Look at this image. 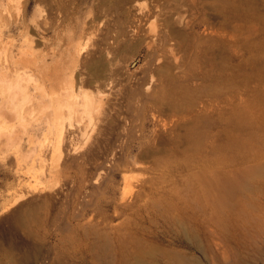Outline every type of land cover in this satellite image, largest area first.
Wrapping results in <instances>:
<instances>
[{"label": "rangeland", "instance_id": "rangeland-1", "mask_svg": "<svg viewBox=\"0 0 264 264\" xmlns=\"http://www.w3.org/2000/svg\"><path fill=\"white\" fill-rule=\"evenodd\" d=\"M10 1L0 0V58L7 51L17 55L24 35L34 38L31 50L24 47L28 57L39 49L63 53L67 74L52 71L51 62L54 89L64 85V73L69 84L75 78L74 93L92 92L106 117L102 124L93 111L88 122L85 112H75L72 126L64 120L69 131L60 142L54 124L38 129L33 120L22 125L15 117L9 123L0 118V264H264V0H226L227 6L196 0L199 11L182 9L208 38L219 36L203 23L229 32L237 24L242 34L247 29L214 44L217 62L203 57L186 71L198 74L200 64L210 78L176 82L191 88L195 102V110L183 115L168 108V84L158 72L168 56L182 62L185 48L151 43L164 30L149 9L156 0ZM20 21L29 26L16 27ZM98 62L113 65L114 78L127 82L120 85L125 93L85 79L79 86L78 77ZM22 73L37 70L27 65L10 71ZM91 126L97 142L83 159ZM204 178L228 190L216 192Z\"/></svg>", "mask_w": 264, "mask_h": 264}, {"label": "bare ground", "instance_id": "bare-ground-1", "mask_svg": "<svg viewBox=\"0 0 264 264\" xmlns=\"http://www.w3.org/2000/svg\"><path fill=\"white\" fill-rule=\"evenodd\" d=\"M2 1V0H1ZM132 0H120V4H125V3H129L131 2ZM157 3L155 5H153L152 8H149L150 10H153V12H156L157 15H159L162 19V23H161V27L163 26L164 30L161 29L158 30V34L156 32V30L154 31V33L156 34V37L155 38H152L150 41L151 43H155V42H165L166 44L170 45L172 44V48H173V45H174V48L175 49H178L179 51L181 49H184V50H181V52H185V55H183V57L181 56V58H183V60L179 58V61L182 60V62H178V60L174 59L173 57L174 56H168L166 58V61H165V64L164 65H161L160 66V69H159V72L158 74H160V77L162 80H164V82L166 83V85L168 84V86H165L164 87V91H165V94L167 95V105L169 106L168 108H170L172 110V113L175 115L177 113H180L183 115V111L186 112V108L187 109H190L191 107L195 108L194 105H195V102H194V99L191 97V88H186V85L184 89L180 88L179 85L178 86H175L176 82L180 81V80H200V78L204 79L207 75H208V72L206 71V68L203 67V65H198L200 66L199 68H201V72H199L198 74H190V75H187L188 73H186V71L188 72L189 71V68L196 64H198L197 62H202V58L204 57L208 63H213L214 60L216 61V58L218 56L217 52H216V48H215V45L214 44H217V42L220 40V42H223V41H226V40H233V39H237L239 33L242 34L240 31H242V26L240 25H235L234 27V30L233 32H229L225 29H219V28H216L210 24H206V23H203L204 26V30L205 29H210L212 30V33L216 32L219 36V38H215V37H205V36H202L201 34L198 33L197 29L195 28V20L194 19H191V18H187L185 17V15L183 14L182 12V9H184V7H187L188 9L192 10V11H199V5L198 3L196 2V0H156ZM221 1V5L222 3H224L226 6H227V1L226 0H219ZM5 2V1H4ZM7 2V1H6ZM13 2V0H12ZM10 1V3H12ZM7 8H9V6L13 7V4L10 5L9 2H7ZM169 4V8H168V11H164V5L165 4ZM28 4V3H27ZM131 4V3H130ZM0 5H3V3L1 2ZM25 5V3H24ZM132 5V4H131ZM5 7V5H3ZM23 6V5H21ZM223 6V5H222ZM128 7V5H127ZM133 7V6H131ZM131 7L129 6V10L131 9ZM1 8V7H0ZM22 8V7H21ZM2 9V8H1ZM9 9H13V8H9ZM28 9V8H27ZM186 9V8H185ZM3 10L5 11V9L3 8ZM8 10V9H7ZM15 10V9H14ZM187 10V9H186ZM12 11V10H11ZM16 11V10H15ZM14 11V12H15ZM1 12V11H0ZM23 12V11H22ZM19 11V15L20 13H22ZM26 12V11H25ZM129 12V11H128ZM3 13V12H2ZM13 14V12H11ZM10 13V15H11ZM17 13V11L15 12V14ZM24 13V12H23ZM130 13V12H129ZM199 13V12H198ZM5 15V14H3ZM7 15V14H6ZM18 15V13H17ZM163 15V17H162ZM9 16V15H8ZM165 16V17H164ZM18 17V16H17ZM232 17V16H231ZM159 18V17H158ZM16 19V17H15ZM20 20V19H19ZM21 22V21H20ZM139 22V21H138ZM202 24V22H201ZM17 26L16 27H24L23 26V23H19V24H16ZM28 25V24H26ZM25 25V27H26ZM153 25V24H152ZM29 26V25H28ZM248 26V25H247ZM24 27V28H25ZM135 27V26H134ZM203 27V25H202ZM244 27V26H243ZM136 28V31H137V27ZM245 29L247 27H244ZM158 29V28H157ZM209 30V31H210ZM247 30V29H246ZM246 30H245V34H246ZM150 31V30H149ZM244 31V30H243ZM250 31H251V28H250ZM249 31V33H250ZM254 31V29H253ZM252 31V32H253ZM148 32V31H147ZM248 32V31H247ZM149 33V32H148ZM146 33V34H148ZM211 34V32H209ZM215 33V34H216ZM154 34V36H155ZM244 34V33H243ZM242 34V35H243ZM244 34V35H245ZM42 35V34H41ZM87 35V34H86ZM89 35V34H88ZM124 35L122 32L119 33V37ZM250 35V34H248ZM43 36V35H42ZM95 36V35H94ZM10 37V36H8ZM13 36H11L12 38ZM44 37V36H43ZM247 37V36H246ZM14 38V37H13ZM86 38V37H85ZM88 39V37H87ZM7 40V39H6ZM89 40V39H88ZM9 43H12V40L9 38L7 40ZM7 41H5L7 43ZM90 41V40H89ZM93 41V40H92ZM149 41V42H150ZM33 42H34V38L33 37H30L29 35H24V37L22 38V41L20 43V47L18 48V51L19 53L17 55H14V56H11L10 54H8L7 52L5 53L4 55V58H0L2 63L1 64H4L5 66V71L0 69V118H3L5 123H9L11 122L10 120L12 119V117H15V118H18V122L22 125H25V122L27 121H36V125L38 126V129H41L42 126L44 125V123H47L48 126L50 125H53L54 124V127H55V132L57 133V138L59 139V142L60 140L62 141L63 139H65V137L67 136L66 132L69 131L65 129V121H69V125L68 126H72V120H73V117L74 115L76 114L75 112H78L81 111L80 113H84L85 116H88L89 120L88 122H92L93 119H91V117L93 116V113L95 112H98V114L100 113V115L98 116L97 115V118H98V121H100L101 123L104 122V118L106 117V112L105 110H100L99 106L100 104L102 105V102L98 104H96V99L95 97L93 96L92 92L91 94L88 92V91H83L82 93V96L79 95V93H74L73 89H72V86L74 84V79L71 80L73 81L72 83L70 82L67 83L66 82V78L64 79V77H66L67 73L65 70L66 68V64H67V60L62 59V55L63 53L61 52H53V53H48L44 51V49L41 51L39 49V51H31L29 52V57L28 55H26V50H25V45H28V48H26L27 50L32 48V45H33ZM68 42V41H67ZM85 41H83L84 43ZM0 43H4V38L2 35H0ZM8 43V44H9ZM86 43V42H85ZM87 43H89L87 41ZM13 44V43H12ZM67 44V43H66ZM81 44V42H80ZM70 45V44H69ZM92 45V44H91ZM5 46V44H4ZM81 47H84L82 45H80ZM170 46V47H171ZM9 48V46H7ZM12 47V46H10ZM25 47V48H24ZM35 47V46H34ZM87 46L84 47V49L86 48ZM151 47V46H150ZM234 47V46H233ZM7 48V49H8ZM173 48V49H174ZM10 49V48H9ZM63 49V48H62ZM74 49V48H73ZM196 50V53L193 52V54L191 53L192 50ZM70 50V46H67V47H64V51H68L69 52ZM79 50V49H78ZM49 51V50H48ZM57 51V50H56ZM89 51V50H88ZM189 51H191L189 53ZM236 51V50H235ZM14 52V51H13ZM52 52V51H51ZM173 53V52H172ZM175 53V52H174ZM85 54V53H84ZM192 54V58H191V55ZM196 54V56H195ZM68 55V54H67ZM176 55V54H175ZM71 57H73V55H69ZM163 56V55H162ZM78 57V56H77ZM102 57V56H101ZM76 59V56L74 57ZM74 58H72L74 60ZM78 59V58H77ZM221 59V58H220ZM63 60V61H62ZM54 61V62H53ZM78 61V60H77ZM83 61V60H81ZM98 61V60H97ZM111 62V60H109ZM53 62L55 64L54 66V70L52 71H55L56 68L59 69V71L63 70L65 73L64 75H62V77L59 78V80L62 79L65 80V82H58V84L61 85H65V84H68V86H61V88L58 89L59 90H56L54 89V86L52 84V76H54V72L51 71V68L50 66L52 67ZM79 62V61H78ZM196 62V64H195ZM217 62V61H216ZM215 62V64H216ZM224 62V61H223ZM225 63V62H224ZM52 64V65H51ZM72 64V63H71ZM113 64V63H112ZM214 64V63H213ZM27 65H31V66H34L35 69L37 70V73L36 74H28V73H22L20 76L18 77H15L13 76L12 74H10V71L13 69V68H18L20 66H27ZM76 65V64H75ZM109 65V64H108ZM209 65V64H208ZM90 69L87 67V72H85V74H83V77H78L77 81L79 82V86L81 87L80 83L82 82L83 79L85 80H88V81H92V82H95V83H98L99 86L101 85L102 87H104L105 89H107V91L109 90L110 93H114L115 91H118L120 90V92H123L122 90V87L120 85H122L123 83L120 82V81H117V79L114 78V75H115V70L114 68L111 67H105L104 65L102 66V64L100 65V63H92L89 65ZM69 67V65L67 66ZM71 67V66H70ZM159 67V66H158ZM196 67V66H194ZM223 67V65H222ZM50 68V70H49ZM75 68V67H74ZM73 68V69H74ZM9 71H8V70ZM53 69V68H52ZM72 69V71H74ZM198 69V68H197ZM205 69V70H204ZM69 70V69H68ZM200 70V69H198ZM70 71V72H72ZM57 72V71H56ZM62 72V71H61ZM79 72V71H78ZM59 73V72H58ZM63 73V72H62ZM69 73V72H68ZM70 74V73H69ZM60 75V74H59ZM85 75V77H84ZM73 76V75H72ZM75 76H78L77 74ZM73 76V77H75ZM118 76V75H117ZM68 77V76H67ZM70 77V75H69ZM204 77V78H203ZM208 77L210 78V75H208ZM207 77V78H208ZM55 78V77H54ZM58 78V77H57ZM77 78V77H76ZM70 79V78H69ZM68 79V80H69ZM81 79V80H80ZM55 80V79H54ZM70 81V80H69ZM184 81V82H185ZM183 82V81H182ZM197 82V81H196ZM30 84H32V88H30ZM63 83V84H62ZM122 83V84H121ZM127 82H125L124 84H126ZM130 83V82H129ZM180 83V82H179ZM191 83V82H190ZM193 83V82H192ZM83 84V82H82ZM133 84V83H132ZM149 84V83H148ZM178 84V83H177ZM195 84V83H194ZM84 85V84H83ZM189 85V84H188ZM74 87V86H73ZM80 87H79V90H80ZM97 87V86H96ZM93 88V87H92ZM98 88V87H97ZM96 88V89H97ZM100 88V87H99ZM98 88V91L100 90ZM145 89V88H144ZM147 91H148V88H146ZM89 90V89H88ZM92 90V89H91ZM129 90V89H128ZM156 90V89H155ZM93 91V90H92ZM127 91V90H126ZM124 90L123 93L126 92ZM131 91V92H130ZM134 90L130 89L129 90V93H133ZM103 92V91H101ZM108 92V93H109ZM140 93L139 94V98L140 95H143L141 94V91H139ZM94 93V92H93ZM97 94H99L100 92H96ZM103 94V93H101ZM137 94V95H138ZM96 95V94H95ZM100 95V94H99ZM136 95V94H135ZM80 96V97H79ZM101 96V95H100ZM130 96V94H129ZM128 96V97H129ZM144 96V95H143ZM148 96V95H147ZM162 96V95H161ZM164 93H163V97H164ZM131 97V96H130ZM136 98V101H137V96H135ZM149 97V96H148ZM102 98V96H101ZM138 98V99H139ZM166 98V99H167ZM132 99H134V97L132 96ZM131 99V100H132ZM98 102L100 100H97ZM135 101V100H134ZM139 101V100H138ZM142 101V99L140 100ZM97 102V103H98ZM112 102V101H110ZM132 104H133V108H134V103L133 101H131ZM143 102V101H142ZM144 103V102H143ZM166 104V103H164ZM131 105V104H130ZM99 106V107H98ZM135 106H137V104H135ZM64 107L67 108L68 112L70 113V115L65 118L66 115H64L63 113V110L65 109ZM141 107V106H138V108ZM202 107V106H201ZM211 107V106H210ZM104 108V106H103ZM102 108V109H103ZM142 108V107H141ZM139 108V110L141 109ZM110 109V107H109ZM135 109V108H134ZM137 109V107H136ZM135 109V110H136ZM185 109V110H184ZM198 109V108H197ZM66 110V111H67ZM83 110V111H82ZM138 110V109H137ZM169 110V111H171ZM183 110V111H182ZM195 110V109H193ZM192 108H191V111H193ZM199 110V109H198ZM94 111V112H93ZM101 111V112H100ZM205 111V109H204ZM202 110V112H204ZM177 112V113H176ZM198 112V111H197ZM196 112V113H197ZM75 113V114H74ZM193 114L194 116V112H190ZM189 113V114H190ZM84 114H81V115H84ZM155 114V113H154ZM187 115L184 114V116H187L188 119H189V115L188 116V112L186 113ZM203 114V113H202ZM79 115V114H78ZM153 115V113H152ZM198 115V114H197ZM157 115H155L156 117ZM192 116V115H191ZM193 116L191 118H193ZM83 118V117H82ZM94 118V116L92 117ZM184 118V117H183ZM68 119V120H66ZM81 119V118H80ZM85 120V118H83ZM107 119V118H106ZM165 119V118H164ZM194 119V118H193ZM96 120V119H95ZM184 120V119H183ZM198 119H195V121H197ZM32 121V122H33ZM86 121V120H85ZM107 121V120H106ZM78 122V121H77ZM80 122V121H79ZM170 122V121H169ZM30 124V123H28ZM98 124V123H96ZM103 124V123H102ZM32 125V124H31ZM89 125V124H88ZM91 125V124H90ZM94 125V124H93ZM92 125V126H93ZM164 125V124H163ZM166 125V124H165ZM33 126V125H32ZM36 126V127H37ZM48 126H46L48 128ZM83 126V125H82ZM81 126V127H82ZM85 126V129L86 130V126L87 125H84ZM92 126L90 127L91 128V132L89 133V135L92 133V131H94V128L92 130ZM96 126V125H95ZM25 127V126H24ZM27 128V127H26ZM103 128V127H102ZM52 129V128H51ZM83 129V128H82ZM88 129V128H87ZM96 131V129H95ZM103 130H101L100 132H102ZM86 132V131H84ZM89 132V131H88ZM55 133V134H56ZM81 133V132H80ZM99 133V132H98ZM34 134V133H33ZM93 134V133H92ZM73 135V134H72ZM84 135V133H83ZM88 136V133L86 134ZM102 135V134H101ZM34 136V135H33ZM55 136V135H54ZM55 136V137H56ZM99 136V135H98ZM84 136H82L81 138H83ZM92 137V138H90ZM29 139V138H28ZM33 138L31 137V140ZM54 139V137H53ZM30 140V139H29ZM28 141V142H32V141ZM55 140V139H54ZM65 141V140H64ZM63 141V143H65ZM81 141V139H80ZM84 144H82L83 146L81 147H84L83 148V152H82V156H83V159L89 155V153H91V150H92V146H94V144L97 142V138H93V136H89V137H86L84 138ZM82 142V143H83ZM140 143H141V140H140ZM56 145V142L54 143ZM71 144V142H70ZM60 145V144H59ZM57 145V147L59 146ZM72 145V144H71ZM80 145V144H79ZM96 145V144H95ZM52 146V145H51ZM77 146V145H76ZM99 146V145H98ZM14 147V146H13ZM79 147V146H78ZM18 148V147H17ZM20 148V146H19ZM52 148H54L52 146ZM74 148V147H73ZM58 149V148H57ZM56 149V150H57ZM79 149V148H78ZM98 149V148H97ZM55 150V148H54ZM55 150V151H56ZM73 150V149H72ZM76 150V149H75ZM81 150V149H80ZM61 151V150H60ZM63 151V150H62ZM77 151V150H76ZM50 152V151H49ZM54 152V151H53ZM75 152V151H74ZM18 153V152H17ZM42 153V152H41ZM19 154V153H18ZM15 155V154H14ZM51 155V154H50ZM58 155V154H57ZM58 157V156H57ZM20 158V157H19ZM61 158V157H60ZM82 159V160H83ZM18 163V162H17ZM50 164V163H49ZM52 165V164H51ZM57 165V164H56ZM55 165V166H56ZM22 166V165H21ZM54 166V167H55ZM58 166H60L58 164ZM22 171V170H21ZM91 171V170H90ZM248 171V170H247ZM244 172V171H243ZM41 173V172H40ZM31 175V174H30ZM40 175V174H39ZM98 175V174H97ZM35 176V175H34ZM29 177V176H28ZM37 177H38V174H37ZM53 177V176H52ZM205 179V178H204ZM213 178L209 179H205L207 182H206V186H211L212 189L216 190V192H220L221 194H223L224 192H226V190H228V187L227 185L224 186V185H221V187H217L215 184V181L216 180H212ZM204 180V181H205ZM219 180H224V178L222 179H219ZM29 182V181H28ZM213 183V184H212ZM218 184V183H217ZM129 186V185H128ZM137 188V187H136ZM219 188V189H218ZM128 196V195H127ZM125 199V198H124ZM139 264H150L148 262H146V260L144 259H141Z\"/></svg>", "mask_w": 264, "mask_h": 264}]
</instances>
